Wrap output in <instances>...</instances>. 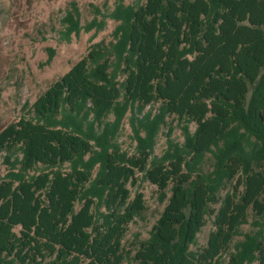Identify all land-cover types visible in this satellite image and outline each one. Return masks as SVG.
Wrapping results in <instances>:
<instances>
[{"label":"trees","instance_id":"obj_1","mask_svg":"<svg viewBox=\"0 0 264 264\" xmlns=\"http://www.w3.org/2000/svg\"><path fill=\"white\" fill-rule=\"evenodd\" d=\"M69 5L67 42L108 19L115 38L0 130V264H264V0H116L85 28ZM129 108L148 110L126 157L109 135ZM172 122L183 142L156 157ZM136 173L167 202L131 251L125 235L146 209L128 188Z\"/></svg>","mask_w":264,"mask_h":264},{"label":"rangeland","instance_id":"obj_2","mask_svg":"<svg viewBox=\"0 0 264 264\" xmlns=\"http://www.w3.org/2000/svg\"><path fill=\"white\" fill-rule=\"evenodd\" d=\"M137 0H124L125 5L134 4ZM70 2H75L80 11V25L85 26L94 18L104 20L106 12L111 11L116 0H0V130L7 124L17 122L27 115V109L36 99L56 82L64 73L71 70L76 62L88 55L92 44L99 41L109 47L114 41L113 30L117 25L111 19L105 21L102 31L85 32L72 35L70 41L65 40V28L61 19L70 9ZM53 54L50 65L45 61ZM114 59V54L109 56ZM118 81L121 79L117 76ZM29 105V106H28ZM158 105L154 107L156 110ZM134 114L131 108L122 115L121 122L116 130H112L110 144L126 157L137 155L138 140L136 134L144 137L145 129L138 120L143 113ZM154 111V110H153ZM154 113V112H153ZM153 115V114H152ZM114 114L109 121L114 120ZM169 122L172 119L168 118ZM172 126H161L155 136L153 154L156 157L163 155L167 149L168 140L182 143L183 137L180 127L176 123ZM195 125H191L193 131ZM203 164L204 172L211 171L213 160L206 155ZM5 173V166H0ZM128 188L132 198L137 193L144 195L146 209L130 224L129 231L124 238L125 247L134 250L138 242L146 239L161 215L166 200L161 202L158 190L149 182L144 181L142 174L136 173ZM168 197L170 196L169 189ZM225 191L222 192L224 194ZM214 229L212 218L208 217L206 226L197 235L196 246L204 247L208 235ZM249 226H244L242 231L248 232ZM241 238H237L240 240Z\"/></svg>","mask_w":264,"mask_h":264}]
</instances>
